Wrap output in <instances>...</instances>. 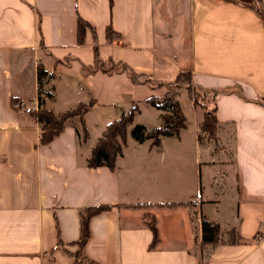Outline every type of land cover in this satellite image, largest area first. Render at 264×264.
I'll return each mask as SVG.
<instances>
[{"label":"crops","instance_id":"1","mask_svg":"<svg viewBox=\"0 0 264 264\" xmlns=\"http://www.w3.org/2000/svg\"><path fill=\"white\" fill-rule=\"evenodd\" d=\"M188 1V22L170 27L179 0H0V264H264V0ZM77 17L93 28L100 62L156 80L189 71L211 95L215 137L199 133L188 101L192 119L183 113L176 135L157 146L130 138L112 170L87 166L106 124L133 105L134 118L158 122L137 123L160 127L145 99L164 90L99 70L90 28L76 40ZM107 25L118 35L110 42ZM39 92V108L54 114L91 99L87 138L73 122L38 144L37 123L11 102H38ZM188 160L196 173L179 169ZM97 206L78 248L81 216ZM201 220L218 224L217 245L199 246ZM229 229L238 242L225 243Z\"/></svg>","mask_w":264,"mask_h":264},{"label":"trees","instance_id":"2","mask_svg":"<svg viewBox=\"0 0 264 264\" xmlns=\"http://www.w3.org/2000/svg\"><path fill=\"white\" fill-rule=\"evenodd\" d=\"M110 1V0H109ZM89 27L92 31L93 38V54L97 68L104 73H111L113 71H122L133 84L147 85L150 89L163 88L161 95H151L145 99V102L150 106L159 109L161 113L162 125L160 127H153L147 129L144 125L133 123L134 116L137 112L136 105L130 107L127 111L121 113L117 119L106 124L100 135L96 138L94 144L90 148L89 156L86 159V164L89 167H97L101 165L107 166L109 169L114 168L115 156L120 154L123 146L126 143L127 127L131 126L129 135L137 141L149 139L150 145L157 146L161 136L176 135L178 131L185 127V116L181 110L179 102L180 90H185V95L189 103L194 108H200V121L198 124L199 133L206 139H213L215 137V129L217 120L214 115L213 107L208 108L205 103V95L207 91L197 87L191 80V74L187 70L178 71L172 80H156L151 74L136 73L128 68L123 63L100 62L97 58V47L93 28L83 19L77 17L76 21V40L78 43L83 42V35L85 28ZM109 25L105 28V40L110 42L117 37ZM96 67V66H95ZM45 71L41 68L37 69V86L40 87V77ZM214 92V91H209ZM40 92L38 95V103L40 104ZM13 99L11 104L16 109L19 108L20 102H15ZM92 105V100L89 99L85 103H78L73 108H70L60 114H54L51 110L40 107L37 112H28L38 125V144H45L49 142L54 136L64 128L66 124L75 123L77 134L81 140H85L88 136L87 129L84 122V114ZM186 202H166L167 205L189 204ZM142 205V204H140ZM105 209V206L89 207L84 210L80 222V236L76 242L78 248H81L87 238V219L98 210ZM146 225L151 232V240L149 247H153L158 241V232L156 228L155 218L146 214L144 216ZM225 243L232 244L239 241V236L234 229H229L226 233ZM219 227L216 222L201 220L200 223V240L199 246L206 245L215 246L219 243ZM75 256V255H73Z\"/></svg>","mask_w":264,"mask_h":264},{"label":"rangeland","instance_id":"3","mask_svg":"<svg viewBox=\"0 0 264 264\" xmlns=\"http://www.w3.org/2000/svg\"><path fill=\"white\" fill-rule=\"evenodd\" d=\"M171 6H175L177 8V10H174L173 11V13L175 14V16H174V18L172 20V24L173 25H170V27H174L175 23L176 24L178 23L180 25L186 24L188 22V20H189V11H188L189 10V1L188 0H179L178 3L171 4ZM164 15H165V21H167V19H166L167 18L166 17L167 14L165 13ZM173 38H174V36H173ZM181 47L183 48L184 45H181ZM171 53L172 52L169 51L168 52V55H171ZM175 53L177 55V58H175V60L177 62L180 61V58H179L180 56L178 57V54L181 55V57H182V55H184L186 57L187 54H188L187 50H185V49H184L183 52H179V51L177 52L176 51ZM210 97H211L210 94H206L205 95V103H206L207 106H212V101H210ZM179 102H180V105H181L182 112L187 115V117H188L189 120H191L192 119V110H191L190 106L188 105V100L186 98L185 90L184 89H181L180 90ZM208 108H210V107H208ZM196 109H197V111H196L197 115L196 116L199 119V116H200L199 114L201 112V109L200 108H196ZM139 120H141V121H147V122H152L151 125H157V123H158L157 120H155V119L153 120V119H151L147 115H140L139 117H136V118L133 119V123L132 124H136ZM131 127H132V125L129 126V127H127V131H126V141L127 140L128 141L131 140L130 139L131 137L129 135V131H130V128ZM91 136H94V133L91 134ZM87 144H89V142H87ZM129 148H131V147H129ZM127 154H128L127 156H129L131 153H127ZM178 165L180 166L179 169L182 170L183 172L186 170L188 173H196V171H197L196 165H194V163L191 162L190 160H188V162L185 163V164L182 163V164H178ZM162 197L164 199H170V197L169 196H166L165 194H163ZM184 197H186L185 199H188L189 198V196H184ZM223 198H226V193L223 194Z\"/></svg>","mask_w":264,"mask_h":264},{"label":"built area","instance_id":"4","mask_svg":"<svg viewBox=\"0 0 264 264\" xmlns=\"http://www.w3.org/2000/svg\"><path fill=\"white\" fill-rule=\"evenodd\" d=\"M19 107L26 113L28 112H37L39 109L38 102L36 100L30 102V103H19ZM256 240H260L261 238L259 236H256Z\"/></svg>","mask_w":264,"mask_h":264}]
</instances>
